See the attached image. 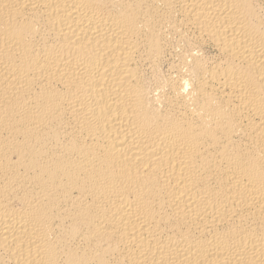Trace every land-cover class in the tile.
Here are the masks:
<instances>
[{"label": "bare ground", "instance_id": "6f19581e", "mask_svg": "<svg viewBox=\"0 0 264 264\" xmlns=\"http://www.w3.org/2000/svg\"><path fill=\"white\" fill-rule=\"evenodd\" d=\"M0 264H264V0H0Z\"/></svg>", "mask_w": 264, "mask_h": 264}]
</instances>
